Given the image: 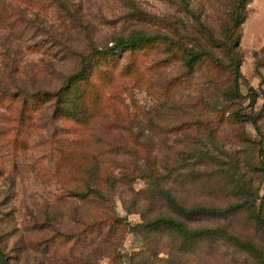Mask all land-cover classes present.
<instances>
[{
  "label": "trees",
  "instance_id": "obj_1",
  "mask_svg": "<svg viewBox=\"0 0 264 264\" xmlns=\"http://www.w3.org/2000/svg\"><path fill=\"white\" fill-rule=\"evenodd\" d=\"M123 1L143 14L133 1ZM181 2L191 20L188 26L180 19L152 17L166 26L165 32L133 33L104 48L90 46L79 55L72 74L54 91L18 89L9 94L0 90V108L9 100L10 108L18 112L19 122H30L38 112L48 109L53 119L74 122L89 130L105 117L111 100L120 97L119 89L106 96L115 73L135 78L136 58L141 52L159 49L164 56L161 63L174 60L185 78L198 73L205 78L203 92L194 98V112L199 113L178 125L181 148L169 147L152 155L142 150L141 139L132 135L131 147L114 140L107 149L90 148L89 139L80 138L66 142L58 152L55 170L64 197L92 208L89 214L73 221L69 231L44 243L45 250L53 255L59 246L62 252L69 247L63 254L66 264H95L91 258H83L80 249L95 242L112 247V258L119 264H184L182 259L195 251L197 243L210 240L245 256L246 263L264 264V89L247 85L240 70L242 27L250 0H228L215 29L205 24L186 0ZM263 67L264 47L256 54L259 76ZM174 110L179 111V107ZM223 122L240 128L251 126L256 138L239 130L237 151L227 149L224 145L229 135ZM160 128L166 140L171 128ZM189 128H194L193 137L186 131ZM126 153L132 159L128 164L105 159ZM138 181L144 182L141 193L134 189ZM124 189L132 194L133 209L141 215V222L135 225L117 211L116 197ZM179 190L205 192L207 196L200 195L188 204L178 197ZM124 209L127 214L134 213L127 206ZM202 218L230 223L194 227ZM236 219L241 222H233ZM242 224L246 233L236 229ZM128 235L142 238L145 247L121 257L117 250ZM153 238H168L170 246L165 257L152 247L157 241ZM0 264H9L1 236Z\"/></svg>",
  "mask_w": 264,
  "mask_h": 264
},
{
  "label": "rangeland",
  "instance_id": "obj_2",
  "mask_svg": "<svg viewBox=\"0 0 264 264\" xmlns=\"http://www.w3.org/2000/svg\"><path fill=\"white\" fill-rule=\"evenodd\" d=\"M131 1L142 15L123 0H0V90L9 94L18 89L54 91L72 74L79 55L92 45L104 48L133 33L165 32L166 26L152 17L180 19L187 26L191 23L181 0ZM227 1L186 0L191 10L213 29ZM247 11L242 27L240 70L247 85L264 89V67L260 76L255 70L256 54L264 47V0H250ZM163 59L159 49L141 52L136 58L135 78L121 77L117 71L106 96L119 89L120 97L111 100L105 117L89 130L74 122L53 119L48 109L38 112L30 122H19L17 110H12L10 101L4 98L6 102L0 108V236L9 264H66L63 254L69 247L62 252L61 245L53 255L45 250L44 243L69 231L75 224L73 221L92 211L90 205L66 199L62 183L56 177L55 162L66 142L88 138L90 148L103 149L118 140L123 147H131L132 135L134 138L137 135L143 143L141 149L151 151L152 155L169 147L181 148L178 125L199 113L194 112V98L203 92L205 78L203 73L185 78L174 60L161 63ZM176 107L179 111L174 110ZM223 126L229 135L224 146L234 152L239 147L236 138L239 130L251 139L256 138L251 126L240 128L226 122ZM160 127L171 128L166 140ZM186 131L193 137L194 128ZM109 158H115L119 165L132 161L128 153L105 157ZM144 187V182L138 181L134 189L141 193ZM177 193L188 204L200 195L207 196L205 192L190 190ZM116 200L120 216L127 215L133 225L141 222V215L133 209L130 192L124 189ZM140 202L144 205L142 199ZM125 206L134 213L127 214ZM229 223L202 218L193 226L213 228ZM236 229L247 231L243 224ZM152 240H157L152 246L154 250L162 251L160 257H165L170 246L168 238ZM144 247L142 238L128 235L117 252L125 257ZM80 249L81 256L91 258L95 264H119L112 258L113 248L108 244L95 242ZM246 259L223 243L210 240L197 243L195 251L182 260L184 264H249Z\"/></svg>",
  "mask_w": 264,
  "mask_h": 264
}]
</instances>
